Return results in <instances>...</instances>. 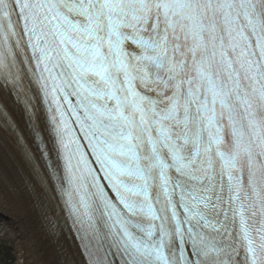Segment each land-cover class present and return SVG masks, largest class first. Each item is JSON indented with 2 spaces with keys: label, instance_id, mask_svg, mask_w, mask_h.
<instances>
[{
  "label": "snow or ice",
  "instance_id": "snow-or-ice-1",
  "mask_svg": "<svg viewBox=\"0 0 264 264\" xmlns=\"http://www.w3.org/2000/svg\"><path fill=\"white\" fill-rule=\"evenodd\" d=\"M28 77L87 264H264V0H0V92L43 148ZM0 129L35 162L2 103Z\"/></svg>",
  "mask_w": 264,
  "mask_h": 264
},
{
  "label": "bare ground",
  "instance_id": "bare-ground-1",
  "mask_svg": "<svg viewBox=\"0 0 264 264\" xmlns=\"http://www.w3.org/2000/svg\"><path fill=\"white\" fill-rule=\"evenodd\" d=\"M26 94L32 98L30 111L40 110L38 123L44 146L40 148L35 137L28 134L22 106L17 111L10 102L11 97L5 99L0 92V103L8 106L9 113L26 136L28 150L36 157L35 162L28 160L25 150L0 129V217L10 221L14 229L16 221L25 226L15 230L20 232L17 238L21 264H30V255L35 251L40 255L36 259L43 264H87L73 229L68 227L65 231L70 222L64 199L55 188L56 181L51 179L54 170L62 176L60 162L47 113L31 77L27 79ZM53 224L57 225L55 230Z\"/></svg>",
  "mask_w": 264,
  "mask_h": 264
},
{
  "label": "rangeland",
  "instance_id": "rangeland-1",
  "mask_svg": "<svg viewBox=\"0 0 264 264\" xmlns=\"http://www.w3.org/2000/svg\"><path fill=\"white\" fill-rule=\"evenodd\" d=\"M15 223L17 226L14 229L10 221L0 217V248L6 252L10 251V254L13 256L14 263L21 264V252L17 238L20 232H16L15 230L24 229L25 226L23 223L19 224L17 221ZM22 233L25 232L22 231ZM37 256H40L38 251L33 252V254L31 253L30 264H43L41 261L36 259Z\"/></svg>",
  "mask_w": 264,
  "mask_h": 264
},
{
  "label": "trees",
  "instance_id": "trees-1",
  "mask_svg": "<svg viewBox=\"0 0 264 264\" xmlns=\"http://www.w3.org/2000/svg\"><path fill=\"white\" fill-rule=\"evenodd\" d=\"M0 264H15L10 251L6 252L2 248H0Z\"/></svg>",
  "mask_w": 264,
  "mask_h": 264
}]
</instances>
